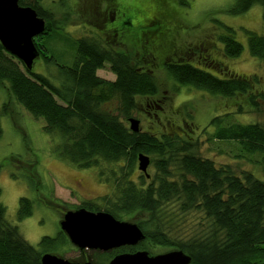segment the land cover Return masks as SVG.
Masks as SVG:
<instances>
[{
	"label": "trees",
	"instance_id": "trees-1",
	"mask_svg": "<svg viewBox=\"0 0 264 264\" xmlns=\"http://www.w3.org/2000/svg\"><path fill=\"white\" fill-rule=\"evenodd\" d=\"M108 1L114 7V0ZM175 2L188 6L187 0ZM263 2L232 0L224 13L235 19ZM18 5L32 9L44 21L45 30L33 38V44L55 77L52 81L28 70L0 44V89L5 92V98L0 97V117L7 120L6 105L15 104L42 120L56 159L77 169H94L97 183L109 192L101 199L105 210L116 220L123 212L134 218L145 236L139 245L142 250L151 254L179 250L190 257V264H264V81L257 74L239 75L230 67V61L244 52L238 33L245 37L249 58L264 66V32L240 28L243 25L234 28L214 14L209 20L212 37L183 52L190 58L160 63L176 86L218 98L223 108L209 114L202 130L186 113L181 126L164 124L158 132L133 133L128 129L129 118L140 112L146 115V108L160 109L154 102L144 109L136 104L159 92L148 70L153 46L158 47V40L151 43L150 39L159 32L157 20L161 21L153 10L137 5L142 10L132 6L135 14L102 11L100 16L105 13L104 22H108L103 23L102 34L88 30L76 36V42H70L72 61L63 63L51 52L49 41L60 37L67 21L55 18L42 0H18ZM143 11L150 19L143 23L148 31L141 33L144 27L138 24L137 39L129 27ZM108 24L113 30H106ZM262 24L264 29V13ZM166 35L167 29L160 31V39ZM140 37L138 52L125 49L127 44L140 46ZM100 70L113 79L101 77ZM242 114L255 115L257 120L241 122ZM197 131L200 139L193 137ZM2 133L0 124V138ZM202 145L229 155L232 163L216 165L202 157ZM139 154L150 158L148 178L136 168ZM242 165L258 167L263 177L252 171L237 172ZM23 180L33 190L45 189L31 185L28 178ZM97 202L84 201L69 209L96 212ZM34 203L19 198L17 223L32 215ZM72 250L76 252L60 227L54 237L44 236L32 246L19 227L7 220L0 203V264H41L44 254L64 256ZM97 257L93 262L108 261Z\"/></svg>",
	"mask_w": 264,
	"mask_h": 264
},
{
	"label": "rangeland",
	"instance_id": "rangeland-1",
	"mask_svg": "<svg viewBox=\"0 0 264 264\" xmlns=\"http://www.w3.org/2000/svg\"><path fill=\"white\" fill-rule=\"evenodd\" d=\"M121 1L126 3L120 5ZM231 1L187 0L188 6L186 7L180 6L175 0H114V7H109L108 0H42V4L59 21H67V26L59 33L60 37L49 41L51 52L56 59L63 63L72 61L70 42L74 44L76 36L84 35L88 30L102 34V30L105 29L103 23H108L107 20L104 22V19H107L105 13H103L104 16H100L102 11L105 12L110 8L117 10L118 15L135 14L132 12V6L141 10V6L153 10L155 17L160 18L162 22L157 20L159 32L152 34V37H155L150 39L151 43L158 40V47L153 46L151 56L148 58L150 61L148 70L157 82L159 92L153 98L138 100L136 104L139 108L144 109L147 107L146 104L154 102L160 105V109L155 111L154 106L146 108V115L140 112L134 114V117L140 121L142 131L158 132L164 127V124H171L174 127L181 126L187 119L186 113L191 116L198 129L202 130L201 127L207 124L210 118L209 114L223 108L224 103L218 98H213L192 88L176 86L174 82L169 80L160 62L190 58V55H183V52L212 37L211 27L213 24L209 20L214 14H217L218 18L226 25L233 27L243 25L240 28L258 34L264 32L262 24L264 2L262 5L254 6L248 13L231 19L229 15L224 13ZM67 13L68 16L65 17L64 14ZM142 15V17L140 15L135 17L129 27L130 33L136 34L135 38L137 39L139 25L144 27L141 33L148 31L146 28L148 25H143V23L150 21V19L146 12ZM119 23L120 21L116 22V24ZM113 28L110 24L106 26L108 31L113 30ZM164 29H167V35L160 39V31ZM236 37L243 44L244 52L234 62L230 61L234 64H231L230 67L234 69L235 73L246 77L257 74L263 83L264 66L259 65L254 60L258 63L256 64L246 54V40L242 33H238ZM138 42L140 46L127 44L125 49L128 51L137 50L138 52L142 44L141 37ZM32 71L42 74L52 81L55 77L52 67H47L41 56L33 61ZM99 75L105 79H113V75L106 70H100ZM0 97L5 98V92L3 93L1 89ZM16 106L15 104H7V120L6 116L0 117L3 131L0 138V203L6 208L7 220L17 225L22 237L36 247L42 237L55 236L63 215L69 210H76L69 209L70 206H79L84 201H98L96 203V207H98V203L101 204V199L109 192L106 186L97 183L94 169H77L57 160L50 152V143L42 129V120L34 119L22 108ZM253 119L257 120V117L250 114L239 116L241 122H250ZM183 129L188 132V125H184ZM193 137L200 139L198 131ZM201 149L202 157L210 159L216 165L232 163L229 155H219V151H210L206 145H202ZM9 157L12 159H8ZM241 168L236 169V171H252L256 176L263 177L262 171L258 167L242 165ZM148 169L151 172L150 168ZM24 178H28L31 185L40 184L45 189H31L26 185ZM133 178L135 179V176ZM20 197L29 198L35 203L32 215L17 223L16 216ZM82 252L92 254V251L76 250L75 252L72 250V252L63 254L64 256L59 253L55 255L62 256L71 262H80ZM156 252L158 253L160 250Z\"/></svg>",
	"mask_w": 264,
	"mask_h": 264
},
{
	"label": "water",
	"instance_id": "water-1",
	"mask_svg": "<svg viewBox=\"0 0 264 264\" xmlns=\"http://www.w3.org/2000/svg\"><path fill=\"white\" fill-rule=\"evenodd\" d=\"M45 23L30 8L18 5V0H0V44L6 52L16 57L28 69L39 56L33 38L41 35ZM130 130L138 132V121L129 120ZM139 170L146 172L148 160L139 157ZM60 230L69 238L73 247L79 251H107L123 245H131L139 237L135 224L120 222L111 215L90 212L84 208L67 211L59 222ZM136 245V244H135ZM41 264H93L71 262L62 257L44 254ZM190 258L181 251H170L149 257L146 252L124 254L112 259L108 264H189Z\"/></svg>",
	"mask_w": 264,
	"mask_h": 264
},
{
	"label": "bare ground",
	"instance_id": "bare-ground-1",
	"mask_svg": "<svg viewBox=\"0 0 264 264\" xmlns=\"http://www.w3.org/2000/svg\"><path fill=\"white\" fill-rule=\"evenodd\" d=\"M130 119H134V120H137L138 121V128H139V130H138V132H140V131H142L141 130V128H140V121L138 120V119H136L135 117H132V118H129L128 119V121H127V124H128V129L130 130V123H129V120ZM131 131V130H130ZM131 132H133V131H131ZM133 133H137V132H133ZM139 157H144V158H146L147 160H148V164H151V161H150V158L148 157V156H146V155H143V154H139L138 156H137V160H136V168H137V170H138V172H140V173H142V174H144L147 178L149 177L148 176V168H149V166L150 165H148V167H147V169H146V172L144 173V172H142V171H140L139 170V167H140V160H139ZM98 207H97V209H98V211H96V212H101V213H104V214H108V215H110L106 210H105V202H102L101 201V204H99L98 203V205H97ZM77 210V209H76ZM69 211H72V210H69ZM63 219V218H62ZM122 220V221H121ZM131 220H132V218H131V216H130V214H128V213H125V212H123V213H121V218H120V220H118V221H120V222H128V223H132V224H135L136 226H137V224H136V222L133 220L132 222H131ZM137 228H138V231H139V237L138 238H136L134 241H132L133 243H131V245H123V246H120V247H128V248H132L135 244V246H138V245H140L141 243H142V241L145 239V236H144V233L142 232V230L137 226ZM64 235H65V237L67 238V240L69 241V238H68V236L66 235V233H64V232H62ZM70 242V241H69ZM120 247H118V248H120ZM75 248V250H78L76 247H74ZM114 249H117V248H114ZM114 249H111V250H107V251H92V254H89V253H87V252H82L83 254L81 255V259H80V261L81 262H88V261H90L91 263H93V258L94 257H96V256H98L97 257V259L96 260H98V261H104L106 258H108V259H110V261L112 260V259H114L115 257H117V256H121V255H124V254H120V255H117V256H112V255H116L118 252L117 251H113ZM79 251V250H78ZM82 251H90V250H86V249H84V250H82ZM113 251V252H112ZM170 251H179V250H169V251H163V250H160V252H155V254H151V253H148L147 251H142V252H146L147 253V255L149 256V257H153V256H157V255H161V254H164V253H167V252H170ZM110 252H112L111 254H110ZM135 252L137 253V250L135 251H133V253L135 254ZM182 252V251H181ZM99 253V254H98ZM183 253V252H182ZM184 254V253H183ZM89 255H90V257H89ZM184 255H186V254H184ZM186 256H188V255H186ZM189 257V256H188ZM190 258V257H189ZM109 261V262H110ZM190 263H191V259H190ZM189 263V264H190Z\"/></svg>",
	"mask_w": 264,
	"mask_h": 264
},
{
	"label": "flooded vegetation",
	"instance_id": "flooded-vegetation-1",
	"mask_svg": "<svg viewBox=\"0 0 264 264\" xmlns=\"http://www.w3.org/2000/svg\"><path fill=\"white\" fill-rule=\"evenodd\" d=\"M136 251L137 250V252H142V251H144V250H142L141 248H140V246L138 245V246H133L132 248H128V247H120V248H117V249H114L113 251H117L118 253L116 254V255H112V256H117V255H120V254H134L133 253V251ZM112 251V252H113ZM112 252H110V254L112 253ZM136 253V252H135ZM99 254V253H98ZM109 261H110V259H108V261H106V262H102V263H95V262H93V264H108L109 263Z\"/></svg>",
	"mask_w": 264,
	"mask_h": 264
}]
</instances>
